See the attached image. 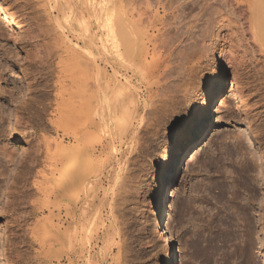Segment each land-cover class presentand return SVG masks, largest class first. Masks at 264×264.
Returning <instances> with one entry per match:
<instances>
[{
  "label": "rangeland",
  "instance_id": "1",
  "mask_svg": "<svg viewBox=\"0 0 264 264\" xmlns=\"http://www.w3.org/2000/svg\"><path fill=\"white\" fill-rule=\"evenodd\" d=\"M129 1L94 0L89 30L103 37L104 18L126 19ZM59 2L0 0V264H41L42 257L66 264L47 249L49 229L60 231L65 219L61 162L47 156L77 143L90 152L86 162L103 160L110 168L120 160L124 177L114 188L121 190L118 197L111 196L118 208L113 206L109 239L121 243L123 264H264V61L244 52L241 34L254 3L180 0L176 13L186 41L177 48V70L166 80L153 74L145 81L122 61L111 62L106 47H94L88 97L74 99L45 157L36 161V140L48 128L64 83L63 64L85 40L76 18L87 13H55ZM81 106L84 114L70 119L68 113ZM24 122L35 125V133L23 134ZM118 123L137 127L130 153V131L124 136ZM88 131L97 141L83 142ZM13 153L14 165L8 166ZM30 179L34 186L27 197ZM102 180V189H83L79 196V207L88 209L79 224L90 228L83 241L99 232L94 208L105 217L98 203L106 187Z\"/></svg>",
  "mask_w": 264,
  "mask_h": 264
},
{
  "label": "bare ground",
  "instance_id": "2",
  "mask_svg": "<svg viewBox=\"0 0 264 264\" xmlns=\"http://www.w3.org/2000/svg\"><path fill=\"white\" fill-rule=\"evenodd\" d=\"M135 1L130 0L129 2L126 3L125 9L126 11H128V16L126 19L124 18L121 19L115 15H112V16L108 15L106 17V15L104 14L106 18H104L102 25L100 24L103 29V33H104L103 37L96 35L95 31L93 32L89 30L91 27L90 25L93 22L92 13H95L94 0H60L58 6L54 4V6H56L55 13H87L88 16L83 17L82 15L81 16L78 15V17L76 18L78 25L81 27V31L85 34V40L82 46H78L79 48L75 49L74 51L75 53H73L74 55L71 57V59L67 63L63 64L64 65L63 68L61 67L62 68L61 72L63 75L64 83L61 85L62 86L61 92L58 93V96L56 97L58 99V103L56 105V110L54 111L52 115V119L50 120L48 124V128L42 131L40 136L36 140V147L39 151L38 152L39 156L37 157L36 161H40L41 159L45 157V152H46L45 149H47L46 146L48 145V143H50L51 139L55 137V132H56L55 129L57 125L59 124V119L62 116H64L65 112H67V110L69 109L74 99L78 98L79 96H81L82 98L88 97L87 92H89V88H91L90 75L93 70V66H92L93 59H92V54L90 50H93L94 47L95 48H98L101 46L106 47L109 51L111 62L112 61H116V62L122 61L123 64H125L124 67L128 69L129 72L130 71L134 73L141 72L143 79L145 81H149V78L154 77L153 74H159L157 77L161 76L163 79L167 77L170 78L172 75H174L173 73L176 67H178L176 66L177 65L176 62H178L177 60L180 58V56H177V58L178 57L179 58L175 61V58H176L175 55L176 53L179 54L178 47H182L183 45L182 43L184 42L183 40H185L182 38V35H185V31H186L182 29L183 20L181 19L183 18L180 19V17H178L180 14L176 13L182 8V4L180 0H137V2ZM251 1L254 3V6L246 9L248 10L247 20L244 23V27L241 29V34L243 37L242 40H243L244 49H245L244 52H247V53L249 52L250 55L253 54L252 58L254 59L256 58L257 61L259 59H262L264 61V0H251ZM150 4H154L155 10L153 8H152L153 11L149 9V6L151 7ZM102 11H104V9ZM48 12L49 11L47 10V13ZM54 23L56 24V22ZM181 30H183V32ZM181 33H184V34H181ZM186 45L188 46V44ZM60 46H61V42H60L59 48ZM161 49L163 50V52L167 51V52H164L167 54L163 57L161 56ZM163 52L162 54H164ZM166 59H168L167 63H166ZM174 61L176 63L175 68L173 65ZM112 72L113 74H115V71H112ZM79 75L80 77H78ZM161 77L159 78L162 79ZM157 79L156 81H158ZM148 84L149 83L146 82V86ZM170 84L168 83L167 87H169L168 85ZM165 86L166 85H164V88ZM167 87L165 89L168 91L169 88L167 89ZM82 108L80 109L75 108L73 111L70 112V114L68 113L69 118L74 119V117H77L80 114H84V111H85L84 109L86 108L84 107ZM114 123H117V122L114 121ZM116 126L115 128H118V130L122 132L124 136L128 135V132L130 131L129 139L127 140L128 143L130 144V145L128 144L129 145L128 153H130L131 148H133L132 146L136 140L135 138H136L137 133L135 132V130H137V127L135 128H132L129 126L121 127L119 123L116 124ZM36 130H37V127L33 124L30 125L27 122H24L22 124L23 134H33L35 133ZM86 133H84L85 136L88 135L89 133L90 135L89 137L91 138L86 136L88 138H85L86 140L84 139L83 142H85L86 144V141L88 139L89 143L87 144H90V140L92 143V138L94 137V135L92 136L89 131ZM94 138H93V141H97L98 138L97 139H94ZM126 145L124 146L126 147ZM124 146L123 148H125ZM104 148H105L104 145L103 146L100 145V148L98 149L100 151H98V153L100 152L104 154L103 152L105 150ZM83 149H85V146L84 148L82 147V145L80 147V145L77 143L72 148H68V147L60 148V150L58 151L59 153H56L55 155H53L54 157L49 156V155L47 156V158L52 159V160H54L53 158H56V159L58 158L61 162L60 192H61V199H62L61 203H63L62 205L64 208L63 212H65V219H64L61 229L59 228L60 231H58V228H55L53 226L49 229L50 239L47 245V249L49 252H52V253H56V252L60 253L61 259L65 261L66 264H76V263L78 264H123L125 262L124 261L125 258L121 259L119 257V251L121 253L125 251L120 249L122 248L121 245L118 246L120 243L119 241L121 240L122 242V239L119 237L120 240L116 241V242H119L118 245L117 243L116 244L113 243V239L111 240L109 239L110 230L114 229L115 221H116V218H115L116 215L114 216L113 211L118 208L117 206H115V204L114 205L112 204L113 199L111 198V196L113 197L112 194L114 195L117 194L116 197H118V193L121 190L117 189L115 191H118V192L114 193V188L115 189L117 188L116 186L118 185L119 182L123 181L122 178L124 177L122 176L121 164L119 162L120 160L119 161L116 160L117 162L116 167L112 165L114 168L113 167L106 168L103 165V160H100L99 162H97V160H94V162L93 160H90V162H86L87 156H85V152L88 154V156L90 152H88L87 150L85 151ZM74 151H77V152L73 154ZM124 151L126 152L127 150L125 149ZM93 152L94 151L92 149V153ZM123 156H124L123 159L126 158L125 155ZM15 157H16V154L13 153L11 157L9 158L8 166L14 165L13 162H14ZM123 159L121 160V163ZM110 164H112V162ZM31 179L28 182H26L24 186V193L27 197H30L29 194H30L31 188L34 186V182ZM101 180L105 181L106 187H103V190H102L103 193L101 194L102 197L99 196L100 200L98 199L99 201L98 203L101 205L102 207L101 209L104 210L105 217H102L100 215L98 211L99 207H97L98 210L94 208L95 215L93 214L92 216H94L93 219L96 225L95 226L96 230L99 232L95 233L96 237L94 236L95 237L94 239L92 237L93 239L92 241H85V239L83 241V238H82L83 236H81V234L83 235V232L86 230L85 227L87 226L88 228V225L85 226L84 225L85 223L79 224L80 220L78 218L83 216L84 220L87 219L84 216H86V214L88 213V209L85 207V205L87 206L86 204L87 201H85V205H84V207L86 208L85 210L81 209L82 207H79V203H80L79 196L83 189L84 190L85 189H89V190L96 189L95 187L97 185H99V187L102 189ZM120 184L122 183H119V185ZM120 188L123 189L125 187H120ZM29 199L27 198V200ZM83 202L84 200H82V203H81L82 206H83ZM30 204H33L31 203V200L29 201V206ZM113 206L117 208L115 209L113 208ZM33 218H34L33 219L34 222L40 221V217L38 216V214H34ZM92 223H93V220H92ZM120 230H116V231H120ZM90 234H91V231H90ZM33 240L36 242V237H34ZM42 246L43 245H41V243H37V247H39V249ZM122 246L125 247L124 244ZM114 250H115V253H114ZM8 253L7 252L3 253L4 257L8 256L7 255ZM45 254L46 252L44 253V255ZM120 255H125V253H122ZM3 259H6V258H3ZM51 263H53L51 258L42 257L41 264H51Z\"/></svg>",
  "mask_w": 264,
  "mask_h": 264
}]
</instances>
